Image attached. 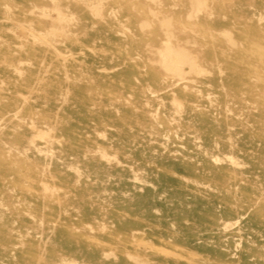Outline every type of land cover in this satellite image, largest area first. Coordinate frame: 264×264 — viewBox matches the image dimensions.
Returning <instances> with one entry per match:
<instances>
[{
    "label": "rangeland",
    "instance_id": "1",
    "mask_svg": "<svg viewBox=\"0 0 264 264\" xmlns=\"http://www.w3.org/2000/svg\"><path fill=\"white\" fill-rule=\"evenodd\" d=\"M200 2L0 0V264H264V0Z\"/></svg>",
    "mask_w": 264,
    "mask_h": 264
},
{
    "label": "bare ground",
    "instance_id": "2",
    "mask_svg": "<svg viewBox=\"0 0 264 264\" xmlns=\"http://www.w3.org/2000/svg\"><path fill=\"white\" fill-rule=\"evenodd\" d=\"M197 3H198V5L201 3L200 2V0H197ZM150 10V9H149ZM46 12V11H45ZM44 15V14H43ZM44 16H46V15H44ZM48 16V15H47ZM59 16V15H58ZM50 17V16H49ZM52 17V16H51ZM46 18V17H45ZM73 18V17H72ZM56 20V19H55ZM54 20V21H55ZM56 21H58V18H57V20ZM165 23H168V20H165ZM49 34H50V32H49ZM33 35V34H32ZM53 35V34H52ZM34 39V38H33ZM61 39V38H60ZM233 43V42H232ZM165 50H166V52H167V55H165V56H167L166 57V62H165V67L168 69H174V70H179V69H184V68H189V67H186V65H187V63H188V56H187V52L185 51V49H183V48H181V49H179V50H176V53H175V55L174 56H170V52H172V45L169 43V41L165 44ZM174 57V58H173ZM164 59H165V57H164ZM169 61V63L170 62H173V63H177L178 65V69H177V67H176V65L175 64H173V63H170V64H167V62ZM164 62V61H163ZM190 69V68H189ZM201 72V71H200Z\"/></svg>",
    "mask_w": 264,
    "mask_h": 264
}]
</instances>
